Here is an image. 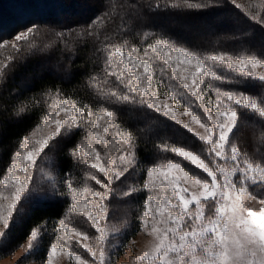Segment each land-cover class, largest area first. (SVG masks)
I'll return each mask as SVG.
<instances>
[{
  "label": "snow or ice",
  "instance_id": "obj_1",
  "mask_svg": "<svg viewBox=\"0 0 264 264\" xmlns=\"http://www.w3.org/2000/svg\"><path fill=\"white\" fill-rule=\"evenodd\" d=\"M230 2L246 19L264 29V0L247 7L237 0ZM209 6L208 0H164L163 4L156 2L146 6L139 0H123L119 4L117 0H110L104 12L89 26L79 31L70 29L67 33L61 30L55 36L71 50L69 40H100L101 28L113 22L114 17H119L121 35L131 31V22L144 7L148 10L161 7L199 10ZM40 32L41 26L33 24L25 26L11 39L0 37V50L11 49L0 60V85L6 84L17 59L27 58L39 50L35 39ZM144 36H151V41L143 48L142 55L138 47L126 48L127 41L124 45H103L110 69H106V74L116 78L117 88L105 91L99 86L96 74H89L85 81L86 87L112 107L93 111L86 102L64 96L58 88L55 92L45 90L42 96L30 97L28 103H13L10 108L0 100V112L8 111L16 118H31V113L40 109L41 103L46 106L33 132L18 141L11 162L0 171V201H7V204L0 203V226L4 230L15 226L13 213L20 216L21 201H27L42 190L33 180L34 175L40 174L54 195L72 196L69 212H79L95 230L93 243H88L89 235L70 226L64 218L53 221L54 239L61 243H50L46 264H52L58 250L69 258L74 257L78 264H114L117 252L105 249L106 228L102 222L107 220L106 202L113 196L126 198L139 191L156 193L146 196L138 217L140 230L154 238L152 247L140 257L141 261L150 264H264V163H253L235 142L242 123L240 110L264 122V95L257 98L226 87L252 81L264 88V71H258L264 69V50L256 54L219 51L205 56L177 45L166 36L149 33ZM104 37L113 39L107 33ZM170 80L177 84L172 86ZM162 87L165 90L161 92ZM210 93H214V99ZM125 103L139 104L193 132L190 124L177 121L176 108L183 107L182 114L203 130L194 132L200 144L199 153L173 147L170 151L181 159L165 166L144 167L147 177L144 187L138 188L135 183L129 185V178L142 162L136 155L135 134L117 127L116 106ZM101 121L105 123L102 125ZM110 127L117 129L114 139L122 141L119 164L110 155L102 160L101 152L93 146V142L109 144ZM44 128L52 131L34 139ZM83 128L88 130L85 140L76 143L68 154L96 170L89 173L87 179L99 190L83 189L90 200L80 199L81 192L74 187L70 171L60 174L45 171L38 165V161L44 163L64 137ZM185 161L190 169L182 166ZM227 162H231L230 167L226 166ZM192 169L199 170L200 174ZM121 186L124 190L118 191ZM246 199L256 200L259 209L247 206ZM208 202L215 205L213 216H206ZM43 227L31 230L30 252L34 247L32 241L38 239ZM8 237V231H0V244ZM73 240L86 250L88 258L69 250Z\"/></svg>",
  "mask_w": 264,
  "mask_h": 264
},
{
  "label": "trees",
  "instance_id": "obj_2",
  "mask_svg": "<svg viewBox=\"0 0 264 264\" xmlns=\"http://www.w3.org/2000/svg\"><path fill=\"white\" fill-rule=\"evenodd\" d=\"M73 1L75 0H0V37L11 39L25 26L33 24L41 26V32L35 39L39 50L27 58L17 59L12 66L13 70L8 74L6 84L0 85V100H3L8 108L13 103H28L30 97L42 96L45 90L55 92L57 88L64 96L86 102L93 111H103L106 107H112L104 104L95 92L86 87L85 81L89 74H96L100 81L99 86L105 91L117 88L116 78L106 74V69H110L106 64L107 52L103 50V45L109 47L113 44L124 45L127 41L126 48L138 47L142 55L143 48L151 41V36L146 38L145 33L166 36L177 45L205 56L219 51L256 54L264 50V29L246 19L230 0H208L210 6L199 10L170 7L148 10L144 7L131 22V31L121 35L119 17H114L113 22L101 28L100 40L93 38H87L84 42L69 40L71 48L69 50L62 42L56 40L55 33L61 30L67 33L70 29L79 31L89 26L92 20L104 12L105 4L110 2L89 0L87 3L91 12L82 18L70 21L68 17H60L59 13L70 12ZM121 2L123 0H117L118 4ZM156 2L163 4L164 0H139V3L145 6ZM206 27L210 28V31H205V35L199 37L203 35L202 30ZM104 33L113 39H105ZM46 45L52 46L45 47ZM10 51L9 48L4 57ZM169 83L172 86L177 84L175 80H170ZM226 87L257 98L264 95V88L258 82L247 81ZM164 90L163 87L160 89L161 92ZM210 95L214 99V93ZM45 107L41 103L40 109L31 113V118L29 116L16 118L8 111L0 112V171L11 162L18 141L28 136L39 123L40 112ZM116 110L117 125L120 129L132 131L136 136V155L142 162L140 182L146 178L144 167L162 166L181 159L170 151L173 147H185L186 150H195L199 153L200 144L194 132H188L178 122L161 117L160 114L139 104H121L116 106ZM240 111L242 123L235 142L253 163H264V122L251 113L245 114L246 110ZM87 131V128L75 129L74 134L60 141L52 157L57 172L60 174L64 171L71 172L75 188H82L90 183L87 176L92 168L74 159L68 152L76 143L85 140ZM182 166L186 169L191 168L187 161ZM192 171L200 174L197 169ZM144 197V193L137 195L138 202L136 198H132L133 210H136L135 206L140 205ZM71 202V195L65 198L53 194L42 198L31 196L27 201L23 200V211L18 217L15 214L16 224L10 229L9 237L2 245L3 255H9L23 245L29 238L31 230L41 225L44 226L42 230L49 231L41 245L45 248L50 246L55 240L53 221L65 219L67 216L76 220L83 219L80 214L69 212ZM136 218L137 216L133 215L131 219L129 237L139 231V221H136Z\"/></svg>",
  "mask_w": 264,
  "mask_h": 264
},
{
  "label": "rangeland",
  "instance_id": "obj_3",
  "mask_svg": "<svg viewBox=\"0 0 264 264\" xmlns=\"http://www.w3.org/2000/svg\"><path fill=\"white\" fill-rule=\"evenodd\" d=\"M89 0H75L73 1V5L70 7V12H63L59 13L60 17H68L70 21L80 19L83 15L88 14L91 12V8H89L88 2ZM91 2H95L97 0H90ZM7 2V1H5ZM238 3L247 6H250L252 4L259 3V0H237ZM7 8V7H6ZM7 11V9H5ZM205 31H210V28L206 27V29L202 30L203 35L199 37H203L205 34ZM8 49L0 50V58L4 59V54ZM175 55V53H174ZM258 71H264V69H258ZM169 103H172L169 101ZM174 108H176L175 104H172ZM184 112L183 107L176 108V118L177 121H183L186 124H190V126L193 128V132L199 131L203 132L202 129H200L199 125H196L191 122V118L188 116L183 115ZM105 121H101V124L103 125ZM54 127V126H53ZM117 127L120 129V127L117 125ZM116 128L110 127L109 128V144L107 145H100L93 142V146L97 148L101 152L102 160L106 158L107 155H110L111 158L119 164L118 157L121 155L122 151V141L120 139H114V136L116 134ZM121 130V129H120ZM52 129L50 128H44L41 133H38L35 138H38L39 135H47L50 133ZM33 132V131H32ZM31 132V133H32ZM30 133V134H31ZM28 134V136L30 135ZM65 138V137H64ZM84 141V140H83ZM60 143V142H59ZM56 144L55 148L51 153H49L48 157L45 158L44 163L41 164L40 161H38V165L43 168L45 171L52 170L53 172H57V168L54 166L52 157L54 156L55 149L57 148ZM52 155V156H51ZM55 161V160H54ZM56 163V161H55ZM90 166V165H89ZM165 166V165H162ZM228 167L231 166V162H227ZM159 167V166H158ZM95 169L91 170V173L95 172ZM141 168H138L137 171L133 174L132 177L129 178L128 184L131 185L135 183L136 187L143 188L144 187V181L140 182L139 176L141 175ZM155 179V177H154ZM33 180L35 183H38L41 186V191L38 193H34L33 196H38L40 198L45 197L47 195L53 194L47 187L46 179L41 176L40 174H36L33 177ZM58 187V185H57ZM95 187L97 190H99L98 186H94V182H91L89 184H86L82 188H76L77 191L81 192L80 199H92L89 194L84 193L83 189ZM114 188H116V185H113ZM118 191H123L124 186H121ZM145 194L144 200L148 194L155 195V191L152 193H149L147 191H139L134 193L130 197H122V196H113L111 200L107 201L108 204V211H107V220L102 222L106 228V234H105V249L109 252L115 250L117 252V256L114 259V264H150L148 261H141L140 257L148 251L153 243L154 238L152 236H149L147 232L141 231L139 228V231L136 233V235L129 237V230L131 229V219L133 215H136V221L139 217V215L142 212V204L144 203V200L140 203V205H136L135 209L133 210L132 204V198H136V202L139 201L137 199V195ZM54 195V194H53ZM162 198V196H161ZM23 201V200H22ZM21 201V203H22ZM135 202V203H136ZM0 203L7 204V201H0ZM247 206L252 207L253 209H259L260 205L256 200L246 199ZM19 207V205H18ZM215 210V205L213 202H208L205 213L206 216H213ZM23 211V209H22ZM75 214H80L79 212H74ZM16 213H13V216H15ZM80 216H83L80 214ZM85 218V220H83ZM83 219H74L73 217L67 216L65 218L66 222L69 223L70 226L76 227L80 229L83 232H86L90 239L87 241L88 243H93L94 240V229L92 228L90 222L86 220V217L83 216ZM17 220V219H16ZM16 224V223H15ZM12 226H10V229ZM4 230L2 226H0V231H10ZM51 233V232H50ZM46 234H49L48 232H45L41 229L40 235L38 236V239L36 241H32L34 244L33 249L31 252L29 251V242L31 241V236L23 243V245L19 246L14 252H12L9 255H3L2 250V244H0V264H46V253L50 250V247L48 246L45 248L41 245L42 240L45 239ZM61 235H63L61 233ZM47 240V238H46ZM51 243H57L58 245L61 243L59 240H54ZM126 245V246H125ZM122 246V247H121ZM70 251L79 254L83 256L84 258H88V254L86 253V250H84L80 245L76 244L73 240L72 246L69 249ZM5 251V249H4ZM52 264H78L77 261H75L74 257L69 258L65 253L57 251V254L52 257Z\"/></svg>",
  "mask_w": 264,
  "mask_h": 264
}]
</instances>
